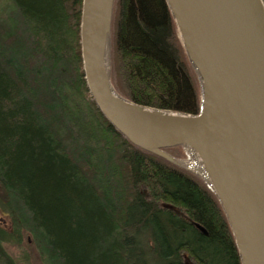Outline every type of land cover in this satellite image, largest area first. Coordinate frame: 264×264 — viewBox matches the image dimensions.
<instances>
[{
	"label": "trees",
	"instance_id": "trees-1",
	"mask_svg": "<svg viewBox=\"0 0 264 264\" xmlns=\"http://www.w3.org/2000/svg\"><path fill=\"white\" fill-rule=\"evenodd\" d=\"M82 0L0 10V264H241L226 213L197 172L133 143L96 105ZM264 1V0H263ZM109 80L122 97L198 113L201 83L166 0H113ZM185 157L184 145L164 146Z\"/></svg>",
	"mask_w": 264,
	"mask_h": 264
},
{
	"label": "water",
	"instance_id": "water-1",
	"mask_svg": "<svg viewBox=\"0 0 264 264\" xmlns=\"http://www.w3.org/2000/svg\"><path fill=\"white\" fill-rule=\"evenodd\" d=\"M166 1L201 83L199 111L204 103L211 121L143 112L140 107L165 108L136 103L114 90L102 60V24L109 6L110 47L113 0L81 1L87 88L110 123L133 143L179 165L164 146L197 149L211 181L197 173L221 202L241 264H264V1Z\"/></svg>",
	"mask_w": 264,
	"mask_h": 264
},
{
	"label": "bare ground",
	"instance_id": "bare-ground-1",
	"mask_svg": "<svg viewBox=\"0 0 264 264\" xmlns=\"http://www.w3.org/2000/svg\"><path fill=\"white\" fill-rule=\"evenodd\" d=\"M108 20H110V9L109 6L107 7L105 11V16L102 24V60H103V67L105 71L107 70L109 66V25H108ZM110 22V21H109ZM192 56V55H191ZM193 58V56H192ZM123 99V98H122ZM125 100V99H123ZM127 101V100H125ZM128 103H132L129 102ZM140 111L143 112H153L159 116H178V117H201L205 121H211V117L208 116V113L206 111V106L204 103H202L201 111L196 113L197 116L192 115V113L188 112H181V111H174L171 109H160V110H154L153 108H147V107H140ZM168 141V140H167ZM154 143L157 142H166L165 140H154ZM146 144H150L148 142H145ZM186 147L189 152V157L187 159H176L177 162L180 164L191 168L195 170L196 172L200 173L202 176H204L206 179L211 181L210 175L208 174L206 165L204 163L203 158L201 157L199 151L195 149L192 145L186 144Z\"/></svg>",
	"mask_w": 264,
	"mask_h": 264
},
{
	"label": "rangeland",
	"instance_id": "rangeland-1",
	"mask_svg": "<svg viewBox=\"0 0 264 264\" xmlns=\"http://www.w3.org/2000/svg\"><path fill=\"white\" fill-rule=\"evenodd\" d=\"M8 0H0V10L4 5H6ZM184 145V144H183ZM184 151L186 153L185 157H178V159H187L189 157V152L187 147L184 145ZM191 169V168H189ZM192 170V169H191ZM194 171V170H193ZM8 215L5 211L0 208V220L5 224L9 223ZM7 249L17 256L18 258L26 259L30 264H41V259L36 247L27 239V235H24V239L20 245L7 244Z\"/></svg>",
	"mask_w": 264,
	"mask_h": 264
}]
</instances>
